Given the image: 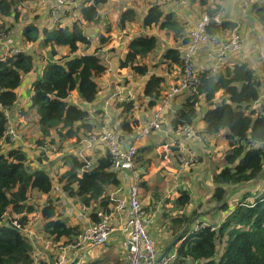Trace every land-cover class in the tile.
Masks as SVG:
<instances>
[{"label": "trees", "instance_id": "1", "mask_svg": "<svg viewBox=\"0 0 264 264\" xmlns=\"http://www.w3.org/2000/svg\"><path fill=\"white\" fill-rule=\"evenodd\" d=\"M29 1L36 0H0V38L8 28L1 18L12 15L18 4ZM107 1L92 0L89 5L82 4L77 10V20L97 24L101 20L99 9ZM137 1L132 0L133 3ZM141 1L147 4V10L140 18L143 27L158 25L160 30L173 31L175 35L185 29L170 14L165 16L156 0ZM197 2L205 13L216 14L217 10L210 9L208 0ZM256 16L264 25V5L256 10ZM137 17L133 7L126 8L119 15L118 28H125ZM234 27L233 23L222 21L210 23L207 29L212 38H222ZM23 35L26 41L33 42L38 37V30L28 25ZM188 35L181 34L183 44L187 43ZM43 37L42 44H49L50 50L40 74L30 85V108L35 113L41 137L37 139L38 143L44 144L43 140L54 131L59 142L50 140L49 143L60 147L62 139L77 136L80 130L86 138L105 127L103 111H95L93 117L69 100L71 92L76 91L83 102H93L99 92L97 80L103 76L105 65L96 54H77L78 43L83 44L81 48L86 50L89 40L76 23L69 29L44 30ZM157 44L156 36L137 34L129 40L124 57L118 60L119 67L130 68L134 75L147 77L142 97L148 99V107L160 101L165 78L159 70L166 63L169 68L180 64L177 47H167L156 59ZM57 46H66L67 54L54 58ZM147 57L149 63L145 60ZM34 63L35 58L26 51L7 52L5 59L0 60V104L3 108L9 110L16 103L15 89L22 76L33 69ZM225 65L216 72H201L199 82L181 97L169 115L171 130L181 125L194 127L201 108L205 107L204 128L199 131L203 139L226 130L228 149L222 157L223 166L213 173V189L205 201L214 202L216 208L208 207L209 211L214 209L225 217L218 225L211 221L206 225L197 222V225L196 209L184 211L190 202L189 191L179 188L170 209L178 213L166 223L164 220L159 223L160 231L168 233L167 238L161 239L157 245L159 253L176 239L169 250V254L175 252V257L169 264H264V191L258 189L252 201L245 200L248 189L239 193L241 197H235L237 188L243 190L260 183L258 179L264 170V103H259L263 77L246 63L235 64L231 68ZM116 106L121 108L123 120L118 129H111L120 135L121 141L127 140V134L136 128L135 122L126 119L134 104L131 100H124ZM4 110L0 109V264H35L32 242L21 231L27 225L29 214L40 213L43 223L36 224L35 229L52 243L63 241L66 244L80 226L68 225L60 216L56 203L58 198L50 195L52 181L48 173L43 168L32 170L26 165V155L20 149L2 146V143H11L10 136L5 133L8 118ZM171 150L177 159L176 147ZM136 156L142 159L136 152L135 161ZM67 159L69 167L60 178L62 190L85 208L94 204L90 216L95 220L94 211L98 208L107 210L112 203L109 191L120 185L117 172L111 169L110 154L98 147L94 163L82 172L79 170L84 163L77 156L70 154ZM228 187L234 188L228 191ZM40 196H44L43 201L36 206L37 202L32 200H38ZM213 225L214 229L211 228ZM156 231L151 228L149 232L154 234Z\"/></svg>", "mask_w": 264, "mask_h": 264}, {"label": "crops", "instance_id": "2", "mask_svg": "<svg viewBox=\"0 0 264 264\" xmlns=\"http://www.w3.org/2000/svg\"><path fill=\"white\" fill-rule=\"evenodd\" d=\"M156 1L161 5L165 16L170 14L180 26L185 27L183 31L175 35L173 31L160 30L158 25L143 27L140 18L145 14L147 4L141 0L137 1L140 8L131 5L132 0H108L99 9L101 20L94 25L77 20V10H79L82 4L85 6L91 4L92 0H82V2L81 0H67L64 5L57 4L56 0L29 1L18 4L12 15L1 18L8 28L5 36L0 39V56L14 47H25V51L32 54L35 58L33 69L22 76L20 85L15 89L17 96L16 103L8 110V121L14 128L16 138L12 139L9 135L10 145L2 143V146L20 149L26 155V165L32 170L43 168L48 173L52 181V192L50 195L58 198L56 202L58 203L57 208L60 216L68 225H78L81 229L93 222L90 212L94 204L90 208H85L77 201H74V199L67 197L62 190L60 178L69 167L67 157L72 154L80 158V152L82 151L90 163H94L97 148H105L100 144H96L90 149H83L81 140L84 139V136L81 130L77 136L62 139L60 142L63 145L61 144L60 147L59 145L57 147L56 143H49L50 140L59 142L54 131H51L50 135L43 140L44 144L38 143L37 139L41 137L38 133L35 113L30 108V85L40 74L50 50L49 44H42L44 39L43 31L57 28L69 29L76 23L89 40V48L86 50L81 48L84 47L83 44L78 43L79 51L77 54L79 55L85 53L98 55L101 50L100 47H119L112 55H98L102 58L105 65V72L97 80L99 92L95 100L91 103L83 102L79 99L76 91L71 92L69 100L78 107L88 111L93 117L95 111H103L105 127L113 129H118L119 124L123 120L121 108L116 106L117 103L131 100L133 101L134 108L126 116V119L135 122V129H137L146 124V121L156 110L159 102L153 107H148V99L142 97V90L147 77L136 76L130 68H121L118 65V60L122 59L127 51L129 40L141 33L156 36L158 48L155 52V58L158 59L160 58V54L163 53L162 51L167 47L172 48L186 45L188 41L186 44H183L180 38L181 34L189 33L197 19L205 14V11L199 6L197 0H185L184 2L181 0L179 2H170L169 0ZM208 3L210 9L217 10L216 14L221 15L222 21H228L235 25L232 31H237L241 37V50L226 59L224 64H227L231 68L235 64L246 63L260 73L263 77V92L260 95V102H258L264 103V25L260 23L256 16V10L261 5H264V0H250L248 6L243 5L242 0H208ZM20 7H24V9L21 10ZM28 7L29 10L27 9ZM128 7H133L136 10L138 15L137 20L120 29L117 25L119 15ZM23 13L24 16L27 14L25 23H22L20 20V16ZM28 25H33L38 30V37L33 42L26 41L23 35L24 29ZM232 31L226 32L221 37L225 38ZM108 41L112 42L107 43ZM65 47L57 46V55L54 58L67 54ZM211 48L210 42L204 43L199 47L194 57L197 70L202 72L210 70L212 60L206 55ZM145 60L149 63L148 57ZM166 64L163 65L164 68L162 70H159L165 78L162 92L177 77V65H172L169 68ZM181 97L183 96L176 98L175 105L179 103ZM201 109L194 126L198 132L204 128L203 111L205 107ZM169 115V112L165 113L161 130L153 131L144 139L136 142L137 155H140L142 158L138 159V156H136L137 160L135 161L136 168L142 175L139 198L146 214L151 219L153 228L150 227L154 231L159 229L158 233L151 234L154 238L155 246L156 243L157 245L159 244L161 239L165 240L168 236L165 230L160 231L159 223L162 220L166 223L171 216H175L178 213L170 209L172 208V200L178 196L179 188L188 189L189 191L190 202L186 205L184 211L188 212L196 209V224L198 221L206 220L218 225L225 217L224 214L221 215V212L214 209L211 211L208 208L203 209L201 203H205L211 196L213 189L212 176L213 173L223 166V163H221L223 155L221 153L228 149L227 140L225 139V142L221 141L220 143L217 133L212 137L206 136V139H203L202 142L190 141L189 144L194 148L198 156V164L190 170L181 171L178 160L171 150L173 147L171 139L174 130H171L169 126ZM25 129H28L30 132L27 133ZM219 133L223 134L225 138L226 130H221ZM128 141V139H125L122 140V143L126 145ZM165 154H170L169 162L163 160ZM79 172H82V166ZM117 174L120 185L116 189L110 190L109 195L114 194L120 201L125 203L129 185V174L127 171L117 172ZM258 180H261L258 184H251L248 187L244 186L246 187L245 190L248 189L249 191L245 200H249V196H252L251 192L257 195L256 191L258 189H260V192L264 191V170ZM230 188L233 189L234 187ZM230 188L228 187V191ZM236 190L235 197L241 191L238 188ZM256 195L254 196L256 197ZM43 197H38V201L42 203ZM112 204L113 202L107 209H110ZM208 205L211 208L214 206V202ZM230 209L232 210V207ZM99 210H104V208H98L94 212L97 213ZM34 213H37V217L31 218V215ZM34 213L28 215L27 225L22 232L26 233L32 242V254L35 264H53L56 260H59V256L63 253L60 250L62 241L52 243L45 239L44 235L39 234L35 229V225H42L43 220L39 212ZM112 223L116 225V230L112 232L107 243L94 249H87L84 251L82 258L79 251L67 252L69 261L71 262L78 258V264H84V260L89 261L91 264H124L125 250L122 246V241L125 234L120 230L117 220H112ZM150 229L148 226V231ZM164 232L165 234H161ZM117 253L119 257H117Z\"/></svg>", "mask_w": 264, "mask_h": 264}, {"label": "built area", "instance_id": "3", "mask_svg": "<svg viewBox=\"0 0 264 264\" xmlns=\"http://www.w3.org/2000/svg\"><path fill=\"white\" fill-rule=\"evenodd\" d=\"M66 1L56 0V3L64 5ZM181 1L184 2L185 0ZM249 1L242 0V3L248 6ZM220 22V14L213 16L204 14L197 19L189 31L188 43L184 46L177 47L180 64L176 66L177 77L175 81L171 82L167 89L161 93L158 106L146 121V124L127 134L129 141L126 145L120 140V135L108 127H104L100 132L81 140L83 149H90L95 144L103 146L110 154L112 170L116 172H128L129 185L127 199L123 203L116 195L111 194L109 196V200L113 202L111 208L99 210L93 222L81 228L72 237L71 241L66 244H61L60 250L63 253L59 256V260H56L53 264H68L70 261L67 252L79 251L81 254L80 257L82 258L84 251L87 249H94L107 243L112 232L116 230V225L112 223L114 219L117 220L120 230L125 234L122 241V246L125 250L124 264H169L174 259L175 252H171L160 262L157 261L159 253L155 247L154 238L148 231L149 224H152L151 219L146 214L139 199L142 175L135 165L136 142L144 139L153 131L161 130L164 115L174 110L176 98L185 95L199 82V75L202 71L197 70L195 67L194 57L201 45L207 42H210L212 45V48L206 55L212 60L211 72L219 70L225 65L224 62L226 59L241 50L242 41L237 31H232L225 38L211 37L207 26L210 23L218 24ZM25 50V47H14L8 52L16 54ZM6 54H2L0 60H4ZM0 109H5L4 112L8 118V109L3 108L1 104ZM5 133L10 135L12 139L16 138L14 128L9 121L6 125ZM190 141L202 142L203 137L190 125H181L174 129L171 144L176 147L177 159L181 171H187L195 167L199 160L194 148L189 144ZM78 159L84 163L82 166L83 170L90 167L91 163L82 151ZM163 160L169 162L170 154H165ZM206 223L202 221L200 224L206 225ZM13 224L19 227L16 222H13Z\"/></svg>", "mask_w": 264, "mask_h": 264}, {"label": "rangeland", "instance_id": "4", "mask_svg": "<svg viewBox=\"0 0 264 264\" xmlns=\"http://www.w3.org/2000/svg\"><path fill=\"white\" fill-rule=\"evenodd\" d=\"M131 5H135L136 7H138V8H140L139 7V2L137 3H132L131 2ZM20 9L22 10V9H24V7H20ZM28 10H29V7L27 8ZM139 10V9H138ZM27 15V14H26ZM26 15L24 16V13L22 14V16H20V20H21V22L22 23H25L26 22ZM24 16V17H23ZM20 23V22H19ZM90 39V38H89ZM110 42H112V41H108L107 43H110ZM113 45V44H112ZM118 48L119 47H117V48H114V47H100V51H99V54L101 55V56H103V55H105V54H108V55H112L114 52H116V50H118ZM98 54V55H99ZM26 130V129H25ZM27 131V133H29L30 131L27 129L26 130ZM217 138H218V140H219V142L221 143V141L223 142H225V138H224V136H223V134H220V133H218V135H217ZM222 155L224 154V151L221 153ZM223 157V156H222ZM198 164V163H197ZM263 185H264V183H263ZM244 188V187H243ZM253 188V187H252ZM261 188H262V184H261ZM245 191V189H243V190H241L239 193H243ZM242 195V194H241ZM251 195L252 196H249L250 198H249V200L248 201H252V199H254V193L253 192H251ZM238 197H241V196H238ZM203 199V198H202ZM32 201H34V202H37V204L36 203H33V204H36V206H39L40 204H41V201H38V200H36V199H33ZM197 201H202V200H197ZM202 204V208L203 209H206V208H208L209 207V203H201ZM197 205H198V203H197ZM35 217H37V213H34L33 215H31V218H35ZM36 221V220H35ZM153 226L152 224H149V229L151 228V227ZM153 228V227H152ZM159 232V229L156 231V233H158ZM149 234H150V232H149ZM151 235V234H150ZM153 235V234H152ZM156 238H157V236H156ZM155 238V239H156ZM156 249H157V252H159V246H157V243H156ZM160 254V253H159ZM117 257H119V254L117 253ZM84 262V264H91L89 261H83Z\"/></svg>", "mask_w": 264, "mask_h": 264}, {"label": "water", "instance_id": "5", "mask_svg": "<svg viewBox=\"0 0 264 264\" xmlns=\"http://www.w3.org/2000/svg\"><path fill=\"white\" fill-rule=\"evenodd\" d=\"M175 241H176V239L175 240H173L165 249H164V251L161 253V254H159V256H158V259H157V261L158 262H160L165 256H166V254L169 252V250L171 249V247L173 246V244L175 243ZM78 258H76V259H74V260H72L71 262H69L68 264H78Z\"/></svg>", "mask_w": 264, "mask_h": 264}, {"label": "clouds", "instance_id": "6", "mask_svg": "<svg viewBox=\"0 0 264 264\" xmlns=\"http://www.w3.org/2000/svg\"><path fill=\"white\" fill-rule=\"evenodd\" d=\"M205 14H207V13H205ZM203 15H204V14H203ZM207 15H208V14H207ZM214 15H215V14H214ZM209 16H213V15H209ZM221 21H222V20H221ZM220 23H221V22H220ZM207 30H208V29H207ZM227 36H228V35H227ZM227 36H226V37H227ZM173 130H174V129H173ZM133 131H134V130H133ZM156 131H157V130H156ZM136 152H137V151H136ZM91 164H92V163H91ZM90 166H91V165H90ZM111 169H112V168H111ZM82 170H83V169H82ZM113 171H114V170H113ZM115 172H116V171H115ZM109 196H110V195H109ZM139 199H140V198H139ZM198 222H199V223H202V221H198ZM205 222H207V221L205 220ZM212 227H214V225H213ZM212 227H211V228H212ZM23 229H24V227L21 228V231H22ZM71 239H72V238H71ZM70 241H71V240H70ZM67 243H68V242H67ZM62 244H64L63 241H62ZM168 253H169V252H168ZM168 253H167V254H168ZM167 254H166V255H167Z\"/></svg>", "mask_w": 264, "mask_h": 264}]
</instances>
